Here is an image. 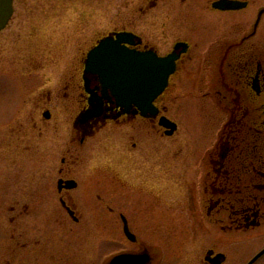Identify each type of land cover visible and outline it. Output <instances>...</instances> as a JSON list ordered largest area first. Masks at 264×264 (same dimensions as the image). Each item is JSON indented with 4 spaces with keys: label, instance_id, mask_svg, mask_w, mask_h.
I'll return each mask as SVG.
<instances>
[{
    "label": "flooded vegetation",
    "instance_id": "af4514ba",
    "mask_svg": "<svg viewBox=\"0 0 264 264\" xmlns=\"http://www.w3.org/2000/svg\"><path fill=\"white\" fill-rule=\"evenodd\" d=\"M181 2L189 3L180 19L193 26L164 52L127 28L83 47L59 45L58 37L51 44L36 28L9 30L14 10L0 32V158L16 167L33 151L28 159L36 171L23 173L18 189L36 210L44 196L43 160L54 155L47 195L56 210L42 235L43 221L26 219L30 204L17 215L5 204L13 176H0V213L8 216L0 220V264L95 263L73 251L75 233L86 232L75 229L88 227L102 240L99 264L121 254L162 264L172 243L178 254L197 258L190 264H237L234 243L256 230L259 250L242 264H264V0ZM115 33L129 34L122 46L132 55L167 57L183 45L147 115L135 103L106 98L101 76L87 72L91 51ZM92 95L101 107L84 118ZM95 138L115 142V155L79 156ZM84 162L88 171L79 174ZM174 195L182 196L176 205L198 213V221L184 222L196 243L155 235L168 232ZM140 201L147 206L139 208ZM156 212L161 218L152 217Z\"/></svg>",
    "mask_w": 264,
    "mask_h": 264
},
{
    "label": "rangeland",
    "instance_id": "374dc122",
    "mask_svg": "<svg viewBox=\"0 0 264 264\" xmlns=\"http://www.w3.org/2000/svg\"><path fill=\"white\" fill-rule=\"evenodd\" d=\"M188 3L187 5H183L181 0H15V14L8 29L16 28L21 31L20 27L22 26L19 24H23L27 28H36L37 32L43 34L44 38L45 35L51 37L50 40L47 39L48 37L46 38L51 44L58 40L57 43L59 45L65 44V42H73L75 45L83 47L84 45L92 44L99 37L107 36L110 32L127 28L138 32L145 41L157 45L160 51L164 52L176 39L185 37V28L193 26V20L184 21L180 19L181 13L184 15L185 11H187ZM53 37H58V39L56 40ZM42 42L45 43L44 41ZM173 106L175 109H178L180 104L176 102ZM46 146L42 144V150H45ZM100 151H106L107 153L102 154ZM33 154V151L23 153L26 159L16 167L14 165L13 167L9 166L8 163L10 161L8 159L3 161L0 158V176H13V180L6 186L10 196L7 193L4 202L5 204L15 206V215L21 211L23 204L28 203L24 201V198L27 196H23L22 190L18 188L22 189L24 187V184H22L25 180L23 179V173L29 172L27 176L29 177L30 173L33 175L36 171V169H33V165L35 164L31 163L28 159V155ZM78 155L96 158L100 156H114L115 142L111 140L105 141L99 138L92 139L84 148L79 149ZM45 156L47 159L43 160L44 164L41 168L44 196L41 197L42 200L39 202V209H34V202H31V204L28 203L31 209L29 208L28 212L30 214L26 218L42 220V235L44 236L54 223L53 220H55V217L52 214L56 210L55 202L51 196L52 193L50 194L48 192L49 195H47V190L51 188L50 182L52 172L55 168V163L53 162L54 155L48 156L47 153ZM106 164L104 165L106 166ZM87 166V162L80 165L81 169L79 170V174L86 173L88 171ZM181 197L180 195L171 197L172 205H175V207H172V210L176 212H170L169 214L168 224H170V227L167 229L168 232L164 234L163 229H158L155 235L166 236L172 242L180 241L182 238H185L187 242L190 241L189 239L194 240L191 237L192 234L189 233V230L192 231L193 229L190 228V224H185L184 222L188 220L198 221V213L195 209L189 208V206L176 205ZM142 205L147 206L145 202L140 201L138 207L143 208ZM6 216L7 213H0V220L8 218ZM161 216L157 212L152 214L154 219L161 218ZM75 230L76 232L80 231L83 233V230L86 232L85 236L75 233V239L73 241L74 256L78 258L81 255H85V253H89L91 263L93 262V258H96V262L92 264H99L102 252V240L98 235L97 228H76ZM204 236L206 234L203 233ZM250 236L254 237L247 240L240 239L241 241L234 243L235 263H244L259 250L257 239L259 232L256 230L250 233ZM194 241L196 243L199 240L196 239ZM173 245L172 243L171 248L165 249V257L162 264H185V262L186 264H190L193 261L197 263V258H193L189 254L186 250L187 247H185V252L188 253L182 255L181 253H177L178 246L174 245V247ZM113 252V249L108 250L106 255H110Z\"/></svg>",
    "mask_w": 264,
    "mask_h": 264
},
{
    "label": "water",
    "instance_id": "95a60500",
    "mask_svg": "<svg viewBox=\"0 0 264 264\" xmlns=\"http://www.w3.org/2000/svg\"><path fill=\"white\" fill-rule=\"evenodd\" d=\"M13 13L14 0H0V32L6 28ZM114 35L101 40L91 51L87 72L101 76L106 98H110L111 95L121 105L135 103L142 114L147 115L153 107V101L166 88L168 79L175 70V61L178 59L175 52L183 45L178 44L175 52L167 57H159L154 52L132 55L122 46L128 42L129 34ZM99 101V98L92 95L91 110L83 116L84 118L98 114L101 106L96 103ZM145 260L146 258L138 255L121 254L115 256L110 264H144Z\"/></svg>",
    "mask_w": 264,
    "mask_h": 264
}]
</instances>
